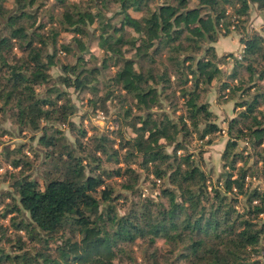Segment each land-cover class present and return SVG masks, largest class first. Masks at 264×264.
Segmentation results:
<instances>
[{
    "label": "trees",
    "instance_id": "trees-1",
    "mask_svg": "<svg viewBox=\"0 0 264 264\" xmlns=\"http://www.w3.org/2000/svg\"><path fill=\"white\" fill-rule=\"evenodd\" d=\"M46 1L0 0V131L9 132L7 117L34 132L46 165L40 182L29 172L26 142L1 148L17 169L3 173L11 190L1 215L16 214L11 231L0 222V264H264V180L250 183L258 160L264 174V34L241 36L240 58L216 57L213 45L251 5L264 11V0ZM65 31L70 40L60 38ZM225 56L234 60L227 73L218 63ZM213 80L238 111L227 119L228 168L208 184L186 144L220 129L201 99ZM69 87L87 92L92 110L111 106L114 120L122 116L135 134L121 135L119 146L109 135L119 128L86 136L70 118ZM63 126L74 131L72 142ZM239 140L253 149L252 163ZM102 155L115 166H104ZM141 169L153 184L160 179L158 199L141 196ZM120 198L129 199L123 212Z\"/></svg>",
    "mask_w": 264,
    "mask_h": 264
},
{
    "label": "rangeland",
    "instance_id": "rangeland-1",
    "mask_svg": "<svg viewBox=\"0 0 264 264\" xmlns=\"http://www.w3.org/2000/svg\"><path fill=\"white\" fill-rule=\"evenodd\" d=\"M51 2H53V0L46 1L48 5ZM129 11L132 12V14H136L131 9ZM45 16L46 15L39 16V18L44 20ZM236 24L238 25V28L237 27L231 28L230 31L227 33H222L223 31H221L217 39L213 42L216 57L231 53V55L240 58V53L243 47V43L240 41V37L246 34V32L251 33L253 31L264 34V30H263L264 11L260 10L259 8H257L255 4H253L249 9V13L245 16V21L243 22L237 21ZM61 36L63 40H70L72 34L68 31H65L61 33L60 38ZM89 50L91 53H93L94 56L97 57V61L99 62L101 56V49L97 47L95 40H92V43H90ZM59 53L61 54V55L59 54V57L65 60L66 57H64L63 53L61 52ZM85 55H86L85 57L88 58L89 54L86 53ZM67 60H69L70 62L73 61L74 56L68 55ZM218 63L221 69L227 73L231 70L234 64V60L232 56L231 57L225 56L224 61H220ZM56 66H53L50 69L51 73L54 76L57 74L58 70H60L59 67ZM217 87H218V81L213 80L208 90L203 93L201 99H205L208 101L209 109L215 114L214 119L217 122L220 129L216 130L211 135V139L209 141H206L208 137H204L203 139H201L193 134L186 144L187 150L192 153V155L198 160L200 166L206 171L208 184L215 183L217 178L221 176L220 174L223 171V169L228 168L227 165L224 164L225 159L222 158V152L228 137L226 134L227 119L236 115L238 111V108L234 105L233 99L222 100V97L218 96L219 92L217 91ZM67 89L69 91V95L72 102L76 106V109L74 113L70 116V118L73 119L77 125H81L83 128L86 129L87 132L86 136L92 132L107 131L113 128H119V130H117V132L118 131L120 132L119 134L115 132L109 133V135L115 139L114 146H119V140L121 135L131 136L135 134V131L133 130L131 124H126V123L124 124V119L121 118L122 116H120V120L119 119L114 120V114L112 112L113 109L111 106L107 113L101 109L92 110L91 107L86 103V98L88 96L87 92L78 93L72 87H69ZM164 104L166 105V108L168 110H171V108L169 107L170 105H168V103H164ZM178 111H176L175 115L177 114ZM129 120L130 118L128 117V119H125V122H128ZM1 123L4 128L9 130V132L1 133L0 131V151L2 146L5 144H10L12 146L14 145V143L26 142V146L24 147L23 152L27 156H29L33 162L32 168L29 170V172L32 177H35L40 182H42L41 174L43 169L46 167V165L42 163L43 153H42V149L40 150V148H44V147H41V145L37 142L36 137L31 138V135L34 134V132H30L26 129L19 131L18 127L15 124H13L7 117H4ZM63 127L65 128L64 132L66 137L70 142H72L75 138L74 131L67 129V127L65 126ZM30 146L33 147V150L34 148L37 151L39 150L37 155L34 154L32 149H30ZM237 147L238 149L244 147V151H243L244 155L251 154V156L248 158V164L252 163L256 155L253 153V149L249 146V144L246 141L239 140V144ZM166 149L168 151H171V145L166 146ZM102 156H103L102 161L104 166H108V167L115 166V163H113V161L103 160V158L105 157L104 155ZM241 162L242 160L240 159L236 161L237 164H240ZM255 167H258L257 173L259 174V177H256L254 175L251 178L252 182L250 183L252 185H255L257 183L261 184L262 181L264 180V174L261 171L262 170L261 160H258V163ZM6 169L15 170L17 168L12 167L4 159L3 155L0 153V222L8 226L10 224L9 217L13 214L15 215L16 213L13 211V212H7L5 215H1V212L4 210L5 206L7 205V202H10V197L6 196L4 193V191L11 190L9 187L10 179L9 178L3 179V173H5ZM141 171H142L141 178L139 182L141 196L149 194L153 196L155 199H158L161 181L159 182L156 181L155 184H153L150 178L145 177L146 173L144 172V170L141 169ZM150 177L155 179L152 175H150ZM108 180L112 182L116 187L118 186V184L115 182V177H111ZM10 192L14 194L12 191ZM128 203H129V199L126 202H124L123 199L120 198L119 202L117 201L118 210L120 212L125 211ZM238 206L239 204L237 205V207ZM260 218L264 220V214H262ZM11 230L12 227L10 226L8 231ZM156 241L158 245L164 246L162 237H157ZM262 243L264 245V240L262 241ZM0 244L3 243L0 242ZM133 249H134L133 254L136 257V260L141 261L142 251L139 245L133 246ZM262 254L263 253L260 252L259 257H263ZM114 260H115V264H132L127 260H123V261H119L117 259Z\"/></svg>",
    "mask_w": 264,
    "mask_h": 264
},
{
    "label": "built area",
    "instance_id": "built-area-1",
    "mask_svg": "<svg viewBox=\"0 0 264 264\" xmlns=\"http://www.w3.org/2000/svg\"><path fill=\"white\" fill-rule=\"evenodd\" d=\"M233 27H234V26H233V25H231V28H233ZM156 181H157V182H159V181H160V179H158V178H157V179H156Z\"/></svg>",
    "mask_w": 264,
    "mask_h": 264
}]
</instances>
